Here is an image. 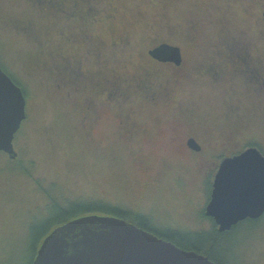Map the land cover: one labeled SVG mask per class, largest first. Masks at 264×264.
<instances>
[{
	"label": "rangeland",
	"instance_id": "rangeland-1",
	"mask_svg": "<svg viewBox=\"0 0 264 264\" xmlns=\"http://www.w3.org/2000/svg\"><path fill=\"white\" fill-rule=\"evenodd\" d=\"M65 1L57 7L52 0H0V59L28 94L27 119L14 141L18 156L10 159L0 152V264H31V224L48 216L54 198L59 203H116L156 222L206 230L210 222L201 217L211 194L210 168L218 162L211 155L250 143L264 150V91L232 78L231 66L220 82L199 75L180 80L172 98L163 97L169 101L165 104L153 105L133 87L136 120L154 133L161 130L153 137L117 138L112 111L90 131L83 117L88 96H95L99 87H113L98 83L113 77L116 54L128 62L124 79L146 76L145 52L154 37L183 44L193 71L217 59L203 39L190 43L187 30L193 22L204 25L211 38L229 26L264 61V0H117L124 11L102 25L86 20V2ZM86 34L100 37L103 53ZM120 37L124 43L118 52L112 43ZM66 53L71 55L69 66L81 63L94 74L88 96L85 89L75 93L59 84L57 73L65 65L59 55ZM171 68L162 69L157 80L173 79ZM109 105L107 101L110 110L122 109ZM123 105L128 115L134 110L130 102ZM188 135L203 144V156L188 153L182 141ZM239 231L233 242L238 241L237 263L264 264V220L248 232L245 227Z\"/></svg>",
	"mask_w": 264,
	"mask_h": 264
},
{
	"label": "water",
	"instance_id": "water-1",
	"mask_svg": "<svg viewBox=\"0 0 264 264\" xmlns=\"http://www.w3.org/2000/svg\"><path fill=\"white\" fill-rule=\"evenodd\" d=\"M153 55L161 60L181 58L169 45ZM27 99L0 66V152L10 159L18 154L16 134L27 118ZM196 147L195 144H191ZM206 215L220 232L264 215V154L249 147L222 160L215 176ZM32 264H217L209 257L184 250L128 220L110 215L78 217L54 228L42 241Z\"/></svg>",
	"mask_w": 264,
	"mask_h": 264
},
{
	"label": "flooded vegetation",
	"instance_id": "flooded-vegetation-1",
	"mask_svg": "<svg viewBox=\"0 0 264 264\" xmlns=\"http://www.w3.org/2000/svg\"><path fill=\"white\" fill-rule=\"evenodd\" d=\"M86 1V7L85 9V15L88 16L86 20L88 22L102 25L104 22L109 20L110 15H117L119 12H123L124 8L122 6L116 5L117 0H108L107 7L103 8V2L106 0H85ZM91 6H93V9H91ZM56 9H58L56 7ZM91 10H93V13H90ZM83 11V10H82ZM66 14L72 15V12H69L64 10ZM85 16V17H86ZM264 16V14H263ZM114 18V17H112ZM264 19V17H263ZM231 20L229 23L231 24ZM233 23V22H232ZM227 29V30H226ZM225 30H222L223 32L220 33L218 36L211 38L210 35L207 33V28H205L204 25L200 23H195L191 25V28L187 30L188 37L190 40V43H195L200 39H203L207 47L211 49H215V53L218 56L217 59H213L211 61H206L207 65L203 67L197 68L195 71H193L192 65L189 63L186 59L185 53V47L181 43L177 42H171L168 40H160L159 37H154L151 40L153 41L150 47L147 49L146 58H145V68L148 70L145 77H136L134 76L133 79H124L123 72L128 71V62H122L118 59V55L116 54V63L115 68L112 69L113 71V77L111 79L101 78L99 80L98 84L105 82L113 83V87L110 86V89H107V87H99L97 90H95V96L98 98L96 100L95 96L91 95L88 96L89 93V86L88 83L93 84L96 80L94 78L95 76L92 75V71L89 69H85L82 67L81 63H78L75 65L69 66V62L71 55L69 54H61L59 55V59H61L65 65L64 68L60 69L57 73V77L59 78V84H65L67 86H70L71 91L75 93H79L80 91H83L85 89V94L89 97L86 100V111L83 114V117L85 118V126L88 127L89 131L92 130L99 119L102 118V115H104L108 111H112L114 114V117L116 118V131L115 135L117 138H124L125 140H135L136 138H140L143 136L144 138L153 137L156 134H161V130L158 132H152L151 127H147L148 125L145 122H140L136 120V115L134 113L136 107L138 108V105L132 102V93L133 87H136V91L140 93V95H144L145 98L148 99L149 102H151L153 105H158L159 103L166 102L167 99L172 98L173 93L177 91L175 87L180 86L183 80L190 79V76L192 77L195 75H199L201 77H211L214 82H220L226 75V67L231 66V69L229 71L230 76L232 78H242L245 82H251L254 86H256V90L259 92L264 91V62L262 58L258 57V54H256L253 50V48L250 46L249 43H247L244 40L243 35H237L233 33L234 31L227 26ZM231 29V30H230ZM85 37L89 38L91 40V45L101 53H103V47L104 45H100V37L94 36L91 34H86ZM84 37V38H85ZM240 37V38H239ZM68 40H70L68 38ZM117 42H113V46L116 47L117 51L121 49L119 47L121 44L124 43L123 38H119L116 40ZM68 42V41H67ZM70 43H73L72 41H69ZM82 43L86 44L85 41H81ZM189 43V44H190ZM100 45V47L96 45ZM163 45H169L172 47H177L180 49L181 58L179 59V62H176L175 60H161L153 55V52ZM123 46V45H122ZM97 47V48H96ZM119 47V48H118ZM105 49V48H104ZM119 52V51H118ZM97 57L99 59L102 58L101 54L97 52ZM106 59V57L104 56ZM73 62V61H72ZM189 63V64H188ZM68 66V67H67ZM104 67L107 68V63L104 62ZM172 67V68H171ZM164 68H171V74L173 75V79H168L164 83L157 80L156 75H160L162 69ZM69 69L70 71V78L66 74V70ZM101 70V67L99 68ZM139 69H142L140 67ZM227 76V75H226ZM181 80V81H180ZM85 81H88L84 84ZM26 99H27V91L24 92ZM167 97L165 101H162ZM121 102H119V100ZM112 102V107L115 108H122L120 110H110L107 109L106 103ZM119 102L118 104L116 103ZM130 102V106L134 107V110L131 111V114H127L125 112V106L123 105L128 104ZM169 102V101H167ZM166 102V103H167ZM28 103V101H27ZM165 104V103H164ZM124 109V111H123ZM26 112H27V106H26ZM27 119V118H26ZM144 125V126H141ZM118 135V136H117ZM16 138V137H15ZM15 141V139H14ZM184 145L188 151L189 154H191L193 157L203 156L204 154V146L199 141V139L194 135H188L183 138ZM195 144L197 148L192 147L191 144ZM15 147V142H14ZM249 147H257L263 154L264 150L257 144H248L244 145L241 150L233 151L232 153H222V154H214L211 155L212 159H216L218 162L213 165V168H210L212 171V185H211V193L213 189V183L215 180V176L218 172L219 166L222 162V160L226 157H231L237 154H240L245 149ZM4 153V152H1ZM133 163L138 162V159H133ZM210 197L207 201H210ZM107 203V202H103ZM113 205L114 207H121L128 211L134 212V213H140L146 216H149L148 214H145V212H141L140 210H133L134 208H126L123 206H120L116 203H109ZM206 204V205H207ZM110 216H116L113 214H110ZM154 216V215H153ZM117 217V216H116ZM151 217V216H149ZM203 219H206L210 222V227L206 230H193V231H208L211 230L215 224V227L219 230L218 225L215 223L214 219L211 217H208L206 215V207L203 212V216L201 217ZM125 219V218H124ZM131 221L130 219H126ZM264 220V215L258 219H251L248 218L240 223H258L260 224ZM153 224H155L157 227H159L157 230H168V229H181L172 226L170 223L164 224L161 222H156V219L152 217ZM239 224V223H238ZM233 229V227H232ZM229 230V231H232ZM185 230V229H181ZM187 230V229H186ZM220 232V231H219ZM226 232V231H225ZM223 232V233H225ZM228 232V231H227ZM204 255V254H203ZM206 256V255H205ZM223 260H225L226 264L229 263V261L225 257H220ZM218 263V262H215ZM219 264V263H218Z\"/></svg>",
	"mask_w": 264,
	"mask_h": 264
},
{
	"label": "trees",
	"instance_id": "trees-1",
	"mask_svg": "<svg viewBox=\"0 0 264 264\" xmlns=\"http://www.w3.org/2000/svg\"><path fill=\"white\" fill-rule=\"evenodd\" d=\"M82 1L86 2L85 0ZM65 2V0H52L53 6L57 4V7H60ZM74 2L78 3L77 1ZM49 8L44 7L43 10H52V8ZM91 9H93V6ZM90 13H93V10H91L89 14ZM0 66L19 86L22 87L23 91L25 92V88L15 77V75L4 66V64L1 62V59ZM94 214H113L120 218L130 219L131 221L128 220L129 222L134 223L140 228L155 234L159 238L171 241L184 250H191L200 254H204L212 261L218 262L219 264H226L225 260L220 258L221 256L225 257L229 261L227 264H238L235 251L238 241L233 243L241 233L240 231L238 232V230H241L243 227H245L246 232H248L255 226L259 225L258 223H239L233 227L232 231H226L225 233L219 232V230L215 227V224L213 228L208 231H193L188 229H168L160 231L157 230L159 227L153 224L151 217L140 213H134L121 207H114L109 203L93 200H76L68 203H59L58 200L54 198L48 207V216L41 220H35V222L31 224V241L33 242V249L35 250L31 264L33 263L34 257L36 256L37 250L42 241L54 228L78 217ZM236 229L238 230L234 231ZM228 235L231 237L228 238Z\"/></svg>",
	"mask_w": 264,
	"mask_h": 264
}]
</instances>
